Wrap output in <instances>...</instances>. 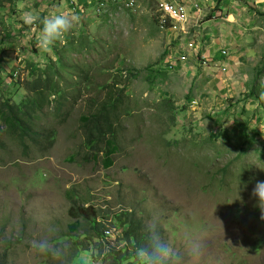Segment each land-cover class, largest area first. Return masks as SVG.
Here are the masks:
<instances>
[{"label": "rangeland", "instance_id": "1", "mask_svg": "<svg viewBox=\"0 0 264 264\" xmlns=\"http://www.w3.org/2000/svg\"><path fill=\"white\" fill-rule=\"evenodd\" d=\"M114 1L0 0V103L28 102L35 70L53 76L57 97L67 95L62 108L51 96L36 114L47 152L26 140V157L17 137L0 134V264H51L69 250L68 191L101 210L100 219L110 216L108 226L112 214L134 210L171 250L169 264H264V221L250 198L264 180V170L250 168L264 167V11L248 14L232 77L220 65L226 90L212 70L197 79L207 60L195 66L191 56L179 69L155 0ZM22 12L78 21L43 51L42 23L25 24ZM112 90L120 94L117 154L105 168L84 147L82 118ZM96 248L92 241L73 264H114Z\"/></svg>", "mask_w": 264, "mask_h": 264}, {"label": "trees", "instance_id": "2", "mask_svg": "<svg viewBox=\"0 0 264 264\" xmlns=\"http://www.w3.org/2000/svg\"><path fill=\"white\" fill-rule=\"evenodd\" d=\"M35 72H37L35 79L27 82L25 87L31 94V99L28 102L17 105L3 100L0 103V134L6 132L17 137L23 148V154L30 158L31 148L26 144V140L39 147L37 153L48 151L45 147L47 142L43 134L35 130L36 114L51 104V96L57 98V107L60 108L66 105L65 98L67 97L66 94L56 96L57 82L54 81L53 76L44 75L46 76L44 77L39 70H35ZM119 95H115V91L109 93L108 99L101 103L94 114L82 118V131L85 135L84 147L90 151L91 156H89L94 162H97L102 155L100 159L105 168H110L113 165V158L117 154L116 128L119 123L117 116L120 105ZM67 197L70 201L68 213L72 222L69 223L65 236L68 237L70 248L63 251L58 259H50L51 264L83 263L80 255L91 252L90 243L92 241L96 242V249L99 251V257H103V261L110 260L114 264H134L130 260H135L138 257V250L145 249L152 253L154 243H161L153 235L152 230L148 229L143 218L136 217L134 210H127L112 214L111 225L127 226L128 230L124 232L123 237L118 238L122 242L119 249L111 246L112 242L106 236L108 224L105 223L110 216L103 217L106 220L100 219L101 210L86 206L87 199H80L74 191H68ZM81 236L88 242L81 240ZM108 249H110L109 252ZM138 259L141 261L139 257ZM140 264H148V258L145 257Z\"/></svg>", "mask_w": 264, "mask_h": 264}, {"label": "crops", "instance_id": "3", "mask_svg": "<svg viewBox=\"0 0 264 264\" xmlns=\"http://www.w3.org/2000/svg\"><path fill=\"white\" fill-rule=\"evenodd\" d=\"M165 1H174L186 8L185 19L187 22L182 25L177 23L175 29V26L165 29V33L171 36L168 44L175 45V49L181 55V60L177 62L180 65L179 69L187 70L186 64L181 63L186 62L185 60L191 56L193 59L198 57L200 61L199 63L194 61L193 65L195 66L201 65L207 60L209 64L200 66L197 79L200 80L202 74L206 75L212 70L213 73H216L215 80H213L214 85L227 90L225 79L219 77L222 76V73L219 72L221 70L220 65L222 63L228 65L230 71L226 75L232 77L231 73L234 70L231 69L232 66L241 64V58L238 54L240 43L247 40L246 27L249 28L251 25L248 14H252V8L255 12H263L264 0L258 1V4L253 1L251 4V0ZM188 45L195 46L194 50L190 49L191 47ZM188 69L193 74H196L198 70L197 67L193 68L192 66Z\"/></svg>", "mask_w": 264, "mask_h": 264}, {"label": "clouds", "instance_id": "4", "mask_svg": "<svg viewBox=\"0 0 264 264\" xmlns=\"http://www.w3.org/2000/svg\"><path fill=\"white\" fill-rule=\"evenodd\" d=\"M115 2L114 0H112ZM165 0H161V2H164ZM158 9L156 11V19L159 25V17L162 15V11L160 10V3L159 1H156ZM171 2V1H168ZM175 7L183 6L184 7V16L186 12V8L184 5L176 4L174 1L171 2ZM24 7L23 4L19 5V8L22 10ZM21 18L23 19L24 23L31 26L34 23L37 22V20H40V22L43 25V28L37 37V46L40 47L43 51H48L49 47L53 44V42L60 40L62 36L70 31L72 28L74 22L78 21V17L73 16L68 13L60 12L52 13L49 16L44 17L42 20L37 15L31 13V12H22ZM187 22V21H186ZM185 22V23H186ZM179 23V25L185 24L180 22H174V19L168 18L167 24L165 25L166 28L175 26ZM164 26V27H165ZM163 27V28H164ZM176 28V26H175ZM262 133H264V128L260 129ZM252 166H255L259 168L260 170H264V167L259 166L258 164L252 163L250 168ZM250 198L255 201L254 206L259 209L260 211V219L264 221V180H256L252 190L250 192ZM109 228H118L122 231L119 233L117 238L120 236H124V232L128 230L127 226H112L109 225ZM138 257L143 261L145 257L148 258V264H169V261L172 259L173 254L171 250L163 245L162 243H154L153 245V251L152 253H149L145 249H140L137 252Z\"/></svg>", "mask_w": 264, "mask_h": 264}, {"label": "built area", "instance_id": "5", "mask_svg": "<svg viewBox=\"0 0 264 264\" xmlns=\"http://www.w3.org/2000/svg\"><path fill=\"white\" fill-rule=\"evenodd\" d=\"M158 1V0H156ZM133 1H129L128 3H132ZM161 2V0H160ZM160 10L162 11V15L159 17V22L162 27H164L167 24L168 18L174 19V22H180L185 23L187 19H185L184 16V7L178 6L175 7L171 2L164 1L160 4ZM121 229L118 228H109L106 230V236L107 239L110 241L112 239H115L116 236L119 235L121 232Z\"/></svg>", "mask_w": 264, "mask_h": 264}, {"label": "bare ground", "instance_id": "6", "mask_svg": "<svg viewBox=\"0 0 264 264\" xmlns=\"http://www.w3.org/2000/svg\"><path fill=\"white\" fill-rule=\"evenodd\" d=\"M115 227V226H114Z\"/></svg>", "mask_w": 264, "mask_h": 264}]
</instances>
